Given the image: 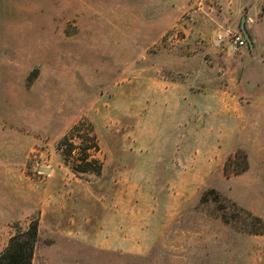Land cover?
Returning <instances> with one entry per match:
<instances>
[{
  "label": "rangeland",
  "instance_id": "374dc122",
  "mask_svg": "<svg viewBox=\"0 0 264 264\" xmlns=\"http://www.w3.org/2000/svg\"><path fill=\"white\" fill-rule=\"evenodd\" d=\"M32 224V264H264V0H0V255Z\"/></svg>",
  "mask_w": 264,
  "mask_h": 264
},
{
  "label": "trees",
  "instance_id": "16d2710c",
  "mask_svg": "<svg viewBox=\"0 0 264 264\" xmlns=\"http://www.w3.org/2000/svg\"><path fill=\"white\" fill-rule=\"evenodd\" d=\"M77 130L78 127H75L74 131ZM74 133L75 132H73V137L75 136ZM92 134L93 130L91 129L87 137L88 140L95 142V145L93 147H85L82 149L78 161L79 164L74 168L76 173H93L96 175H101L102 173L103 165L96 159H92L91 154L88 153L90 148L98 149L96 143L97 138ZM76 149L77 147L74 143H71L67 156L72 157V154ZM37 239L38 224H32L26 232H22L11 238L9 246L5 252L0 255V264H32Z\"/></svg>",
  "mask_w": 264,
  "mask_h": 264
},
{
  "label": "crops",
  "instance_id": "0c3cea01",
  "mask_svg": "<svg viewBox=\"0 0 264 264\" xmlns=\"http://www.w3.org/2000/svg\"><path fill=\"white\" fill-rule=\"evenodd\" d=\"M249 77V75H248ZM166 90V89H165ZM167 91H170V89H168ZM166 92V91H165ZM157 97V96H156ZM159 99L157 98L156 101H158ZM229 100V99H227ZM230 101V100H229ZM179 102H183V100H179ZM87 205V204H86ZM71 208V206H70ZM115 212H117L118 216H121V217H124V208L122 207H115ZM85 214L82 215V225L80 227H78L77 229H71L69 230V234L71 235H77V236H80V240L84 241V242H89V236L91 235L90 233L93 231L94 229V215H93V207L92 206H89V207H86L85 208ZM75 212V211H73ZM72 217V216H71ZM72 221L75 220V218H71ZM120 228V227H119ZM125 236H123L122 240H125Z\"/></svg>",
  "mask_w": 264,
  "mask_h": 264
},
{
  "label": "built area",
  "instance_id": "2783aa9c",
  "mask_svg": "<svg viewBox=\"0 0 264 264\" xmlns=\"http://www.w3.org/2000/svg\"><path fill=\"white\" fill-rule=\"evenodd\" d=\"M219 40H222V37H219ZM247 47H248V42L242 35L238 37L233 36L229 40V49L230 51L234 53L239 52L242 49L247 48Z\"/></svg>",
  "mask_w": 264,
  "mask_h": 264
},
{
  "label": "water",
  "instance_id": "95a60500",
  "mask_svg": "<svg viewBox=\"0 0 264 264\" xmlns=\"http://www.w3.org/2000/svg\"><path fill=\"white\" fill-rule=\"evenodd\" d=\"M245 21H246V18H244L243 21H242V25H241L242 34H243L244 38L247 40V42H248L250 48L253 49V47H254V46H253V41H252L251 36H250V34H249V32H248V30H247V28H246V23H245ZM47 172H48V171H47Z\"/></svg>",
  "mask_w": 264,
  "mask_h": 264
}]
</instances>
